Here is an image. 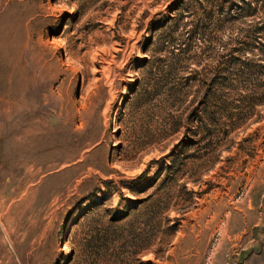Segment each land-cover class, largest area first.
I'll return each mask as SVG.
<instances>
[{
    "label": "rangeland",
    "instance_id": "1",
    "mask_svg": "<svg viewBox=\"0 0 264 264\" xmlns=\"http://www.w3.org/2000/svg\"><path fill=\"white\" fill-rule=\"evenodd\" d=\"M0 264H264V0H0Z\"/></svg>",
    "mask_w": 264,
    "mask_h": 264
},
{
    "label": "trees",
    "instance_id": "2",
    "mask_svg": "<svg viewBox=\"0 0 264 264\" xmlns=\"http://www.w3.org/2000/svg\"><path fill=\"white\" fill-rule=\"evenodd\" d=\"M146 171H147V172H146V173H144V174L142 175V177H144V176H145V175L148 173L149 169H147ZM142 177H141V178H142ZM153 178H155V175H154V176H152V177H151L149 180H152ZM147 182H149V181H147Z\"/></svg>",
    "mask_w": 264,
    "mask_h": 264
},
{
    "label": "bare ground",
    "instance_id": "3",
    "mask_svg": "<svg viewBox=\"0 0 264 264\" xmlns=\"http://www.w3.org/2000/svg\"><path fill=\"white\" fill-rule=\"evenodd\" d=\"M68 248V246H66V248L65 249H67Z\"/></svg>",
    "mask_w": 264,
    "mask_h": 264
}]
</instances>
